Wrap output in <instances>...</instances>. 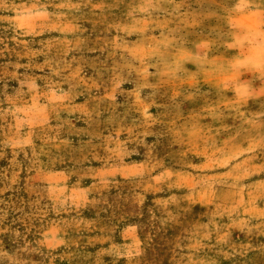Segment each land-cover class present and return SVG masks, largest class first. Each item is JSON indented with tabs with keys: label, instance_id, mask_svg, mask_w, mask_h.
<instances>
[{
	"label": "rangeland",
	"instance_id": "1",
	"mask_svg": "<svg viewBox=\"0 0 264 264\" xmlns=\"http://www.w3.org/2000/svg\"><path fill=\"white\" fill-rule=\"evenodd\" d=\"M251 8L0 0V264H264Z\"/></svg>",
	"mask_w": 264,
	"mask_h": 264
},
{
	"label": "crops",
	"instance_id": "2",
	"mask_svg": "<svg viewBox=\"0 0 264 264\" xmlns=\"http://www.w3.org/2000/svg\"><path fill=\"white\" fill-rule=\"evenodd\" d=\"M254 8L249 9L247 12H245L242 16H235V18H233L234 21V26H233V30H232V37L230 40V45L235 46L234 44L236 43V35L237 33H246L249 28L248 25L250 24L251 26L254 27L253 33H257L260 35V37L263 39L261 42H264V9H256L253 10ZM241 18H243V21L241 23ZM240 20V21H239ZM238 25V27H237ZM240 26V27H239ZM253 29V28H252ZM251 29V30H252ZM249 45L247 44V46L245 47L246 50L245 51H251L253 50L255 47L253 46V42L254 41H248Z\"/></svg>",
	"mask_w": 264,
	"mask_h": 264
}]
</instances>
